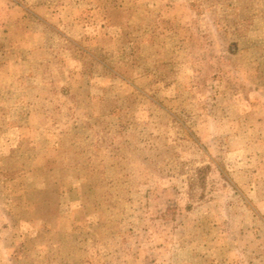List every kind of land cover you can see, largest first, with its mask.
I'll use <instances>...</instances> for the list:
<instances>
[{
  "label": "rangeland",
  "instance_id": "obj_1",
  "mask_svg": "<svg viewBox=\"0 0 264 264\" xmlns=\"http://www.w3.org/2000/svg\"><path fill=\"white\" fill-rule=\"evenodd\" d=\"M0 264H264V0H0Z\"/></svg>",
  "mask_w": 264,
  "mask_h": 264
}]
</instances>
